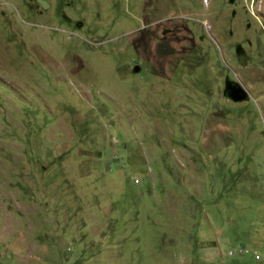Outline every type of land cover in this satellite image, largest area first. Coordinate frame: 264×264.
Here are the masks:
<instances>
[{
	"label": "rangeland",
	"instance_id": "374dc122",
	"mask_svg": "<svg viewBox=\"0 0 264 264\" xmlns=\"http://www.w3.org/2000/svg\"><path fill=\"white\" fill-rule=\"evenodd\" d=\"M43 1L0 0V264H264V0Z\"/></svg>",
	"mask_w": 264,
	"mask_h": 264
},
{
	"label": "water",
	"instance_id": "95a60500",
	"mask_svg": "<svg viewBox=\"0 0 264 264\" xmlns=\"http://www.w3.org/2000/svg\"><path fill=\"white\" fill-rule=\"evenodd\" d=\"M40 6L45 9L47 8L48 4L43 0H36ZM234 0H229V3H233ZM156 51L160 55L169 56L173 53L172 49L169 46L167 41H161L156 46ZM235 54L237 58L245 60V53L243 48L240 45L235 47ZM134 73L139 72V67L136 66L133 68ZM223 94L231 100L233 103H241L245 102L249 99L248 92L241 86L240 83L236 81H230L228 77L224 80V90Z\"/></svg>",
	"mask_w": 264,
	"mask_h": 264
},
{
	"label": "flooded vegetation",
	"instance_id": "af4514ba",
	"mask_svg": "<svg viewBox=\"0 0 264 264\" xmlns=\"http://www.w3.org/2000/svg\"><path fill=\"white\" fill-rule=\"evenodd\" d=\"M161 41H166V40H161ZM240 60V59H239ZM241 62H244L243 60H240ZM225 80V79H224ZM230 80V79H229ZM230 81H232V80H230Z\"/></svg>",
	"mask_w": 264,
	"mask_h": 264
}]
</instances>
